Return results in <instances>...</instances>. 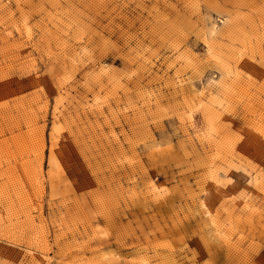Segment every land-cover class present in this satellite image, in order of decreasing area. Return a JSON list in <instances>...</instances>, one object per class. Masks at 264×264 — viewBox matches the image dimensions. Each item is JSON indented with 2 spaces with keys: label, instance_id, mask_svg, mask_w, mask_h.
Wrapping results in <instances>:
<instances>
[{
  "label": "rangeland",
  "instance_id": "374dc122",
  "mask_svg": "<svg viewBox=\"0 0 264 264\" xmlns=\"http://www.w3.org/2000/svg\"><path fill=\"white\" fill-rule=\"evenodd\" d=\"M0 264H264V0H0Z\"/></svg>",
  "mask_w": 264,
  "mask_h": 264
}]
</instances>
